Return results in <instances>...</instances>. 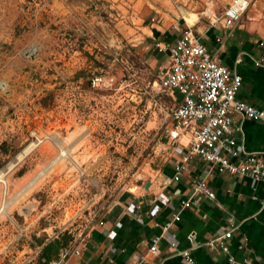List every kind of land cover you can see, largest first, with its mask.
<instances>
[{
  "label": "rangeland",
  "instance_id": "obj_1",
  "mask_svg": "<svg viewBox=\"0 0 264 264\" xmlns=\"http://www.w3.org/2000/svg\"><path fill=\"white\" fill-rule=\"evenodd\" d=\"M215 1L220 17L228 0ZM252 3L247 26L264 17ZM172 4L209 24L210 0H0V171L14 164L0 181V264H45L44 244L165 163L176 101L153 45L155 29H185Z\"/></svg>",
  "mask_w": 264,
  "mask_h": 264
},
{
  "label": "crops",
  "instance_id": "obj_2",
  "mask_svg": "<svg viewBox=\"0 0 264 264\" xmlns=\"http://www.w3.org/2000/svg\"><path fill=\"white\" fill-rule=\"evenodd\" d=\"M210 3L209 24H203L202 13H194L184 6L178 9L183 15L181 19L193 26L200 41L211 52L219 50L224 63L242 76L243 86L238 98L264 109V68L252 62L261 51L257 43L264 37V17L259 18V23L252 22L248 26L242 22L234 35L221 44L217 39L224 38L225 29L215 23L219 18L215 13L216 1L210 0ZM170 9L179 13L174 4ZM167 21L164 20L166 25ZM172 25L177 28L176 32L166 28L154 30L158 41L171 44L181 36L183 24ZM174 95L176 103L179 102L181 95ZM238 122L243 129L237 139L238 146L249 152H264V123L241 118ZM186 144V138L177 142L168 139L169 152L163 166L152 169L148 178L140 180L142 182L114 201L104 217L105 225L94 230L82 254L70 257L68 264H134L140 255L147 253L152 239L161 235V225L175 213L180 214L181 220L174 223L161 240L160 255L155 262L188 264L181 256L173 254L170 242H176L178 250L191 251L194 264H226L227 255L221 250L205 246L194 248L193 243L203 245L209 238L236 225L238 228L228 242L230 253L239 261L248 259L247 264H264V185L246 176L216 171L208 175V164L199 157L191 159L179 181L166 184L174 175V165L185 153ZM199 177H207L216 198L198 196L194 207L181 210L182 200L191 193L190 182ZM58 260L50 264H58Z\"/></svg>",
  "mask_w": 264,
  "mask_h": 264
},
{
  "label": "built area",
  "instance_id": "obj_3",
  "mask_svg": "<svg viewBox=\"0 0 264 264\" xmlns=\"http://www.w3.org/2000/svg\"><path fill=\"white\" fill-rule=\"evenodd\" d=\"M251 6V0H228L222 16L216 19L225 29L224 38H230L241 27L242 20ZM206 12H204L205 14ZM259 55L252 59L258 68H264V37L258 41ZM154 50L167 55V62L158 75L159 86L171 93L181 95L171 114V123L164 129V136L172 142L187 139L186 151L174 165V175L166 184L179 181L186 165L194 157L204 160L213 171L219 174L240 175L264 185V152H249L238 146V137L243 129L238 119H249L264 123V109L238 98L243 86L242 76L231 70L219 55V50L211 52L194 32L193 26L186 24L181 36L173 43L157 41ZM190 196L182 200L181 210L194 207L198 196L215 199L207 177L194 178L190 182ZM103 214H94L89 225L80 228L78 233L69 232L71 241L61 250L58 264H68L70 257L80 256L93 237L96 228L105 225ZM181 220L180 214L161 225V235L155 236L148 251L138 257L134 264H163L155 262L160 255L161 240ZM238 226L231 225L227 230L209 238L203 245L211 250H221L227 255L226 264H247L248 259L237 260L229 248ZM173 254L181 256L188 264H194L190 250H178L176 242H170Z\"/></svg>",
  "mask_w": 264,
  "mask_h": 264
},
{
  "label": "trees",
  "instance_id": "obj_4",
  "mask_svg": "<svg viewBox=\"0 0 264 264\" xmlns=\"http://www.w3.org/2000/svg\"><path fill=\"white\" fill-rule=\"evenodd\" d=\"M71 241V235L65 232L61 237L56 238L44 244L41 251V258L45 259V264H50L51 261L59 258L60 252Z\"/></svg>",
  "mask_w": 264,
  "mask_h": 264
},
{
  "label": "bare ground",
  "instance_id": "obj_5",
  "mask_svg": "<svg viewBox=\"0 0 264 264\" xmlns=\"http://www.w3.org/2000/svg\"><path fill=\"white\" fill-rule=\"evenodd\" d=\"M31 146L32 145L28 146L27 148H25V150H23L20 154H18L17 157L15 158V160H16L15 162L22 160L24 158V156H26L27 153L30 152ZM12 165H14V164H12ZM12 165H9L7 167V169L5 168V170H8L9 168H12ZM5 170H1L0 171V181H2V179L4 178Z\"/></svg>",
  "mask_w": 264,
  "mask_h": 264
}]
</instances>
